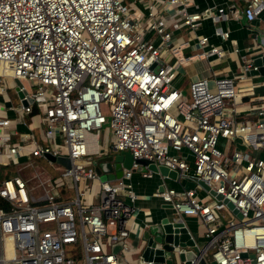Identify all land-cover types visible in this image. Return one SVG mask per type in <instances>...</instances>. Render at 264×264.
Masks as SVG:
<instances>
[{
	"label": "built area",
	"instance_id": "built-area-1",
	"mask_svg": "<svg viewBox=\"0 0 264 264\" xmlns=\"http://www.w3.org/2000/svg\"><path fill=\"white\" fill-rule=\"evenodd\" d=\"M193 7L192 0H0V97L7 99L10 79H18L22 96L6 106L15 122L33 113L44 138L11 129L0 112V165L17 162V154L64 156L62 174L73 183L72 196L46 191L37 198L18 174L0 176V264H73L64 245L77 239L83 264H125L137 197L130 177L156 173L138 168L134 158L174 170L176 182L201 180L238 211L239 217L207 188L172 187L157 173L163 181L151 195L178 218L194 215L203 223L204 241H195L203 257L264 264V95L257 103L245 98L264 85V71L259 82H247L259 74H248L258 64L231 43L239 55L236 71L215 72L209 67L225 51L195 32L205 16L259 19L264 0ZM213 33L228 36L218 26ZM187 46L196 51L182 55ZM193 56L207 62V75L190 79L185 100L173 80L181 61ZM102 126L109 128L110 147L131 157L112 179L100 178L94 166L98 148L89 135ZM92 180L95 191L77 188V181ZM48 184L56 187L51 178Z\"/></svg>",
	"mask_w": 264,
	"mask_h": 264
},
{
	"label": "crops",
	"instance_id": "crops-1",
	"mask_svg": "<svg viewBox=\"0 0 264 264\" xmlns=\"http://www.w3.org/2000/svg\"><path fill=\"white\" fill-rule=\"evenodd\" d=\"M245 1L246 0H192V3L196 9H203L211 5L225 7L229 4V2H233L238 6H242L245 3ZM263 21H264V12L260 13L259 19H253L251 22L247 24L244 23L243 19L240 16L233 18L231 17V18L219 19L214 21H211L208 18V16L203 17L198 27L195 29V32L206 35L208 37L209 42L220 44L223 50L225 51L224 58L220 59L219 63H213V65L209 68H212V70H214L215 72H221V71L227 73L235 72L237 68V63L239 61V55L237 52L231 51V47H232L231 43L236 44L239 53L241 52L247 56H251L254 50H256L259 47V44L258 46H251V45L252 42H254V40L257 41V36L259 34L258 29L261 28ZM215 26H218L220 29H227L228 36L226 39L221 40L219 37L214 35L213 28ZM183 37H186V34L183 35ZM181 51H182V55H188L191 54L192 52H195L196 50L192 46H187L183 48ZM206 63L207 62H205L200 58H197L196 56H193L190 59L182 60L181 65L177 67V70L179 69L181 73L178 72L176 78L173 80L174 86L176 84L175 82L177 78L180 75H181V81L182 80L185 81L186 88L188 82L193 77L207 75L205 68ZM260 80H261V75L259 73L258 75H253L252 77L248 78L247 82L249 81L259 82ZM7 89H12V91L15 92L14 89L11 87H8ZM261 95H264V85L257 84L254 87H252V94L246 95L245 98L247 99V97L248 98L251 97L250 99L251 102L257 103L259 102V98L257 97ZM8 104H10L9 98L2 99L0 97V112L6 115L7 117H9V119L11 120L9 127L12 129L13 126H15L16 129L30 130L32 135L38 142H43L44 138L42 135V128L38 122L37 117L33 113H31L30 115L22 116L20 118L21 123L15 122L13 117L15 113H13V111L7 108L6 105ZM97 135L98 133L96 135H89V138L91 139L90 141L92 140L95 141V146L98 148L99 143L97 141ZM10 138L11 140H15L16 135L11 134ZM26 156L27 155L17 154L16 155L17 162L18 163L23 161L25 162L27 159ZM6 166L7 164L4 165L2 168H0V174H1L0 176H2L3 173L9 172ZM34 176L37 178L38 183L45 184L46 188L43 187L40 189H36V193H33L31 192L29 186L26 185L25 188L31 196L38 198L39 196L43 195L44 192L51 191L52 194L57 195V197L59 196V198L69 197V195L63 194L62 188L50 187L48 184V179L50 177L44 175L41 171L35 170ZM161 181L163 180L160 179L157 173L152 174L150 177H140L136 172H133L130 177L132 188L137 194V197L131 202V204L134 206V211L132 212L127 223V227L129 229L128 238L131 240L132 243L135 242L141 236L143 229L150 221L156 220L159 216L163 214L167 215L171 211L170 208L164 205L158 197L151 195L153 189L157 187L159 182ZM164 184L172 187L181 186L178 182L171 180L169 178H166L164 180ZM89 201H93V199L90 197ZM181 220L184 222V225L186 226L189 232H194L196 234V230H197L196 220H198L197 217H195L194 215H185L181 217ZM195 241L197 244H202L204 241L203 235L201 236L196 235Z\"/></svg>",
	"mask_w": 264,
	"mask_h": 264
},
{
	"label": "water",
	"instance_id": "water-1",
	"mask_svg": "<svg viewBox=\"0 0 264 264\" xmlns=\"http://www.w3.org/2000/svg\"><path fill=\"white\" fill-rule=\"evenodd\" d=\"M241 18L244 23H246L243 16H241ZM258 32L257 41L259 47L254 50L251 55L252 62L258 64V68L256 70L248 71V74L262 73L264 71V31L262 28H259ZM9 85H13L17 97L22 96L23 89L21 88L22 85L18 79L11 78ZM26 100L30 101L31 99L26 96ZM20 102L23 105L26 103L25 99H20ZM43 156L49 161H55L65 167L68 166V159L64 156H53L49 153H45ZM106 158L109 159L110 156H106ZM113 159L117 162H121L124 167H128L131 161L130 154L125 150L119 151ZM133 160L139 164L138 168H140L141 165H145L146 168L152 172H156L166 178L175 180V171L172 169H168L163 165H154L145 158H134ZM95 169L100 178L111 179L119 176L121 173V168H117L113 172L110 171L105 174L101 173L99 167L96 166ZM178 183L184 187H192L194 184H198L205 189L207 188L201 180L196 178H191L190 180L180 178ZM207 189L214 198L221 199L225 205L231 209L235 216L239 217L238 211L233 207L230 201L222 197L220 193L214 192L210 188ZM166 206L168 207L167 204ZM195 238L196 234L194 232H189L184 225V222L178 218L176 214L172 212L167 215L163 214L156 220L150 221L143 229L140 236L142 245L137 254V264H159L160 261H163V264H177L180 261L181 264H190V258H195L196 264H215L212 259H206L202 256L203 248L202 246L195 245ZM116 248L117 245H113L111 249L114 251ZM171 251L175 254L176 262L173 260ZM145 260H150V262L145 263Z\"/></svg>",
	"mask_w": 264,
	"mask_h": 264
},
{
	"label": "rangeland",
	"instance_id": "rangeland-1",
	"mask_svg": "<svg viewBox=\"0 0 264 264\" xmlns=\"http://www.w3.org/2000/svg\"><path fill=\"white\" fill-rule=\"evenodd\" d=\"M251 46H258V42L254 40ZM178 72L181 73L179 69ZM23 83L24 85H30L29 81H23ZM175 83V86L181 92V98L187 100V88L185 85V81H181V75L177 78ZM6 96L9 98L11 105H14L18 102L17 95L15 94V92L12 91V89H7ZM101 108L104 113L107 112L106 105H103ZM97 141L99 143V153L93 155L95 159L94 166L99 167L101 173L103 174L109 173L110 171H114L117 168H121V162H117L113 159V157L118 154L121 150L116 151L110 147V131L107 126H102L98 129ZM58 148L64 151L63 145L58 146ZM106 156H110V158L107 159ZM26 157L27 159L25 162L23 161L20 163H7L6 168L7 170H9V172L3 173V175L11 176L12 174H18L24 181L25 186H29L31 192L36 193V189H40L43 187L46 188L45 184L38 183L37 178L34 176L35 170H39L44 175L50 177L52 183H54L56 187L62 188L63 194H67L69 196L73 195L72 180L68 175L62 174V171L64 169V166L62 164L57 163L55 161H48V159L44 156L37 157L27 154ZM76 185L79 190L86 188V186L88 188H91V191L96 190L95 180H92L90 182L77 181ZM224 217H226L225 213ZM196 222V235L201 236L204 231V225L200 221V219L196 220ZM126 243L128 245L129 251L126 254H123V260L125 264H137V254L140 251L142 240L139 237L135 242L132 243L129 238H126ZM104 249L108 250V246L106 245ZM209 251L210 249L207 250V253H209ZM64 254L74 258L73 264H83L79 239H77L76 243L65 244ZM171 254L173 256V260L176 262L174 252L171 251Z\"/></svg>",
	"mask_w": 264,
	"mask_h": 264
},
{
	"label": "trees",
	"instance_id": "trees-1",
	"mask_svg": "<svg viewBox=\"0 0 264 264\" xmlns=\"http://www.w3.org/2000/svg\"><path fill=\"white\" fill-rule=\"evenodd\" d=\"M32 110H34V108L32 109ZM3 167V165H0V168H2ZM1 175V174H0Z\"/></svg>",
	"mask_w": 264,
	"mask_h": 264
}]
</instances>
